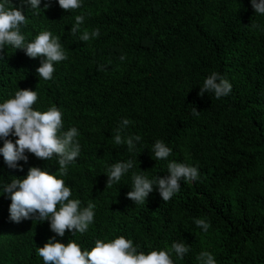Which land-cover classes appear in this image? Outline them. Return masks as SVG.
Returning <instances> with one entry per match:
<instances>
[{"label":"trees","instance_id":"trees-1","mask_svg":"<svg viewBox=\"0 0 264 264\" xmlns=\"http://www.w3.org/2000/svg\"><path fill=\"white\" fill-rule=\"evenodd\" d=\"M39 7L37 16L25 9L22 32L31 40L41 29L52 31L68 58L44 81L36 72L43 57L6 47L0 101L17 87L36 90L34 108L56 106L64 130L77 128L81 152L64 180L70 198L94 203L95 215L84 234L66 229L59 237L32 214L11 220V201L0 196V264H43L37 248L49 238L90 249L96 239L119 235L145 252L184 242L190 250L175 264H197L201 251L216 264H264V16L249 0H83L69 11L41 0ZM78 14L85 16L82 29H98L99 36L84 42L70 34ZM213 71L232 85L220 99L199 95ZM122 119L129 121L122 135L141 138L131 153L113 142ZM156 140L172 150L166 160H155ZM25 154L27 163L17 162L23 171L8 169L0 157V179L23 177L30 167L58 171L56 154L51 160ZM128 159L132 171L149 178L167 177L169 161L197 167L198 177L182 180L168 201L153 185L145 202L135 204L126 195L131 171L106 187V169ZM196 219L209 224L206 232Z\"/></svg>","mask_w":264,"mask_h":264},{"label":"clouds","instance_id":"clouds-1","mask_svg":"<svg viewBox=\"0 0 264 264\" xmlns=\"http://www.w3.org/2000/svg\"><path fill=\"white\" fill-rule=\"evenodd\" d=\"M56 3L69 11L81 8L83 0H56ZM249 3L254 13L264 16V0H249ZM40 4L41 0H18L17 5L13 6L11 0H0V51L11 47L14 50L23 49L30 58L43 57L36 72L40 79L48 81L53 78L54 66L68 57L60 37L52 31L41 29L31 40L26 39L22 32L28 23L25 9L37 16L42 11ZM48 6L45 3L44 9ZM84 20L83 14L76 15L70 34L79 41L86 42L100 33L98 29L91 32L83 30ZM120 59L123 60L124 57L121 56ZM0 61L3 62L2 56ZM231 88L228 79L213 71L203 80L199 95L212 93L215 98L220 99L227 96ZM37 99L36 90H20L17 87L7 99L0 101V157L8 169L23 171L17 162L27 163L26 152L46 160H51L53 154H56L58 171L49 174L46 169L30 167L23 177L11 176L13 178L8 181L0 179V196L10 199L8 211L13 221H19L21 217L27 219L32 214L33 220L39 223L47 220L56 236L64 237L66 229L72 235L84 234L94 221L96 205L89 202L82 206L79 198H70L73 192L64 180L68 167L81 152L77 139L78 130L75 126L64 130L62 111L58 107L49 106L43 111L34 108ZM192 114H199L195 107ZM128 124L127 119L121 120L120 127L115 130L113 142L115 145H127L131 153L141 138L138 135H122ZM171 151L161 140H156L152 145L155 160H166ZM134 167L132 159L111 164L106 169V187L119 183L131 171L132 191L126 195L135 204L145 202L153 185H157L163 201H168L180 190L182 180L195 181L198 177L197 167L174 161L167 163L168 175L161 179L154 176L149 178L143 171H132ZM195 224L205 232L209 228V224L203 219H196ZM189 250L184 242L173 241L170 249L153 248L145 252L140 245H134L132 239L123 235L112 239H96L90 249L82 248L75 240L69 239L65 244L54 238H49L43 247L37 248L43 264H175V260H182ZM196 260L197 264H216L208 251H201Z\"/></svg>","mask_w":264,"mask_h":264}]
</instances>
